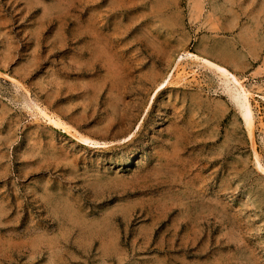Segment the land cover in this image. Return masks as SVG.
I'll return each mask as SVG.
<instances>
[{
	"label": "rangeland",
	"instance_id": "1",
	"mask_svg": "<svg viewBox=\"0 0 264 264\" xmlns=\"http://www.w3.org/2000/svg\"><path fill=\"white\" fill-rule=\"evenodd\" d=\"M0 264H264V0H0Z\"/></svg>",
	"mask_w": 264,
	"mask_h": 264
},
{
	"label": "bare ground",
	"instance_id": "2",
	"mask_svg": "<svg viewBox=\"0 0 264 264\" xmlns=\"http://www.w3.org/2000/svg\"><path fill=\"white\" fill-rule=\"evenodd\" d=\"M195 56V55H194ZM207 61V60H206ZM209 62V61H208ZM216 63V62H215ZM211 64V63H210ZM216 66H218V68L219 67H221V66H219L218 64H216ZM237 78V77H236ZM240 82V84L243 86H241L242 88H243V90H244V92L246 93V95L245 96H250L251 95V92L244 86V84L241 82V81H239ZM240 93H242V92H240ZM244 97V96H243ZM245 98V97H244ZM243 98V99H244ZM247 99V98H246ZM248 99H249V97H248ZM250 101V100H249ZM247 102V101H246ZM248 103H246L245 105H247ZM249 106H250V103H249V105H247V109H249ZM250 110V109H249ZM244 111V110H243ZM251 112H252V110H251ZM246 113L247 112H245V115H246ZM246 117V116H245ZM252 119V118H251ZM51 121L55 124V125H64V122H62V120L60 119V118H57V119H51ZM248 124H250L249 122H247ZM253 123V122H252ZM248 126V125H247ZM66 130H69L68 128L66 129ZM80 137V139H83V140H85V141H88V140H90L91 138H89V137H85V136H82V135H80L79 136ZM93 142H96V141H94V140H92Z\"/></svg>",
	"mask_w": 264,
	"mask_h": 264
}]
</instances>
